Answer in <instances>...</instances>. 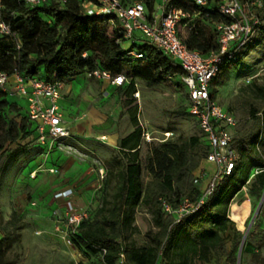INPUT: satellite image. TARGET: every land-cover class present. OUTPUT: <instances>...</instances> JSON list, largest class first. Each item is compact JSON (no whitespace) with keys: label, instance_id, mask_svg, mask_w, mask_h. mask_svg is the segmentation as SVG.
Returning <instances> with one entry per match:
<instances>
[{"label":"trees","instance_id":"16d2710c","mask_svg":"<svg viewBox=\"0 0 264 264\" xmlns=\"http://www.w3.org/2000/svg\"><path fill=\"white\" fill-rule=\"evenodd\" d=\"M120 1L125 4L133 0ZM139 1L149 14L153 11L156 0ZM262 1L261 26L257 31L264 33ZM2 4L4 20L16 32L20 48L16 50L11 38L0 37L1 71L62 85L78 76L87 77V73L94 70L112 75L123 73L127 82L115 89L126 88L127 96L135 92L134 80L156 85L174 79L187 97L178 80L182 74L179 65L139 38L132 41L130 48L143 51L144 60L126 59L121 45L116 43L121 38L118 29L108 22V17L86 15L82 0H67L64 4L50 0L33 8L20 0H2ZM169 6L193 10L181 0H169L164 4L165 8ZM219 18L217 14L210 15L211 21ZM192 25L187 36L182 38L187 48L203 55L217 51V32L200 18L194 19ZM240 58L239 51L231 61L239 62ZM258 105L264 107V84L255 86L245 101L250 125L246 133L232 143L239 159L231 174L223 178L196 213L177 224L163 211V205L176 209L184 200L195 202L200 197L201 184H194V173L206 160L208 145L201 135L162 142L151 150L145 165L149 180L143 182V168L138 157L141 130L132 112L130 119L134 129L119 141L117 155L104 166L99 207L71 235L70 240L79 253L99 256L104 264H116L121 254L125 264H194L195 261L205 264L220 257H224L225 264H236L240 242L227 249L224 234L233 222L228 210L232 199L248 183L251 169L264 168V159L256 149L260 133H264V111L260 112ZM21 142H34L39 146L26 105L0 94V155L7 147ZM251 177L250 194L259 197L264 190V172ZM138 208L146 210L152 223L144 246H137L130 240L138 232L133 225ZM20 229L21 217L15 211L0 223V264L16 262V259L9 260L6 253L18 240ZM251 262L264 264L259 252L251 254Z\"/></svg>","mask_w":264,"mask_h":264},{"label":"rangeland","instance_id":"374dc122","mask_svg":"<svg viewBox=\"0 0 264 264\" xmlns=\"http://www.w3.org/2000/svg\"><path fill=\"white\" fill-rule=\"evenodd\" d=\"M190 27L191 23L185 27L180 26L179 34L187 36ZM126 46L129 43L124 44ZM240 53V61L228 63L212 87L216 104L230 112L237 121L232 130L233 141L244 135L250 125V119L246 116L247 97L255 86L264 84V33L256 31ZM173 81L171 79L163 84L147 85L143 81L134 80L135 92L127 96L126 88L117 90L105 82L78 76L63 85L60 108H63L70 126L90 123L93 135L84 137H93L88 144L98 147H102L103 140L96 138L103 132L116 131L121 135L130 133L134 129L130 114L134 112L137 126L141 130L138 157L143 168L142 180L146 182L149 176L145 165L154 147L165 141H176L179 137L186 139L200 136L195 120L188 113L187 97ZM258 108L260 112L264 111L261 105ZM27 143L11 145L0 155V223L9 219L12 211L21 217L19 238L7 251L8 259H16L14 264H104L99 256L81 254L72 242L63 240L65 227L59 220L64 211L63 204L55 200L54 190L71 184L64 176L65 165L71 161L74 163L77 159L80 165L85 163L93 169L100 168L110 162L118 150L114 149L116 154L108 161L98 158L91 164L83 158L84 155L79 156V153L88 151L85 150L86 143L70 141L65 144L72 149L62 152L68 157L65 165L59 166L56 173L52 174V159L45 161L44 157L41 162V156L46 154L43 155L42 149L34 142ZM253 172L254 169H251L249 181L244 186L248 200L243 193H239L230 203L229 216L233 217L235 224L229 219L231 226L224 234L227 249H230L234 243L241 242L243 234L240 232L245 231L255 215L244 241L240 264H253L251 254L254 252H259L264 261V200L259 206L263 190L259 197L250 194ZM76 177L78 175L72 177V180ZM101 197L99 189L89 195V199L85 197V207L77 209L85 211L88 218L92 217L99 207ZM249 206L250 214L243 224ZM133 225L138 232L130 240H134L137 246L146 245V233L151 231L152 223L144 208L135 211ZM195 264L203 263L195 261ZM205 264H225V259L220 257Z\"/></svg>","mask_w":264,"mask_h":264},{"label":"built area","instance_id":"2783aa9c","mask_svg":"<svg viewBox=\"0 0 264 264\" xmlns=\"http://www.w3.org/2000/svg\"><path fill=\"white\" fill-rule=\"evenodd\" d=\"M29 7L39 6L50 0H20ZM61 4L67 0H55ZM169 0H156L153 11L149 14L144 4L139 0L122 3L120 0H82L83 12L88 16L108 17V22L118 29L121 45L126 59L144 60L143 51L130 48L134 39H141L151 47L180 66L182 74L179 83L187 94V110L197 123L203 140L209 151L206 161L215 166V171L204 177L195 176L194 184H201L200 197L195 202L184 200L176 209L163 205V211L171 215L174 223H179L184 217L196 213L205 203L207 197L214 191L223 178L229 176L234 169L239 156L232 147V130L237 124L235 117L222 109L215 102L212 87L224 67L230 63L236 53L249 43L257 29L261 26L259 10L262 0H181L193 10L164 4ZM4 6L0 0V37L11 38L15 48H20V41L3 17ZM217 14L220 18L211 21L210 15ZM200 18L210 28L217 32L218 50L203 55L196 50H190L184 44L178 29L187 26L194 19ZM223 19V20H222ZM129 46L124 47V44ZM90 79L107 81L111 86L121 87L127 82L122 74L112 75L102 70H94L86 75ZM62 84H52L37 78H22L18 73L8 74L0 70V94L23 101L27 116L33 123L36 140L44 147L45 154L52 150L64 151L72 148L65 144L71 133L67 127L59 106ZM263 144V145H262ZM257 151L264 159V133H260L256 144ZM54 172L53 169L50 171ZM264 172V168L254 170L253 174ZM97 188L100 189L105 177L103 167L97 169ZM58 193L55 198L62 196ZM66 197L71 191H65ZM64 224L63 240L71 242V235L77 232L79 225L88 218L85 211L77 209L74 203L68 201L59 217ZM1 238V234H0ZM116 264H125L121 254Z\"/></svg>","mask_w":264,"mask_h":264},{"label":"crops","instance_id":"0c3cea01","mask_svg":"<svg viewBox=\"0 0 264 264\" xmlns=\"http://www.w3.org/2000/svg\"><path fill=\"white\" fill-rule=\"evenodd\" d=\"M102 82H105L107 85L111 86L107 81H102ZM111 87L116 88L115 86H111ZM62 100H63V95L61 94V99L59 100V106H60V102ZM61 111H62L63 116H64L63 108L61 109ZM64 120H65L67 127L70 130V133H71L70 139L66 140L65 143H68L70 141L86 143V144H84V146L86 148L85 150H88V151L85 153H82V154L79 153V156L84 155L83 158H85L86 160H89V162H91V164H93L95 161H97L98 158H101L105 161H108L112 157V155L116 154V151L114 149H118L119 141L129 134L128 133V134L121 135L116 131L113 133L106 131V132H103L99 137L96 138V139L103 140L102 147L93 146L91 144H88L93 139V137H87V138L84 137V136H88V135H90V136L93 135V131H92V128L90 126V123L89 124L85 123L84 126L75 125L74 127H72V126H70V122L68 121V119L65 116H64ZM76 124H78V123H76ZM38 147L40 149H42V151L44 153L43 155H45L44 147H42V146H38ZM62 152H64V151L52 150L49 154H47L45 156H41V162H42L44 157L46 159L45 161H47V159H52L53 164H54V167L50 168V169L54 170V172H52V174L56 173L57 168L59 166H63V164L65 165V162L67 160L66 158H68V157L63 155ZM75 160L76 161L74 163L71 161L70 163L65 165V168H64V172H65L64 176L66 177V181H68V180L71 181V184L70 185H63L62 187H58L57 189L55 188V190H54L55 195L58 193L63 194L62 196L55 198L56 201L63 204V210L65 208V204L68 201L74 203L76 207H79V208H83V206L85 207V204L87 203V200H85V199L86 198L89 199V195H91L95 191L99 190L97 188V180H98L97 169L98 168L93 169L92 167H89L85 163L83 165H80L78 163L77 159H75ZM68 166H69V168H67ZM102 167L104 169V166H102ZM68 170H70V172H68ZM214 171H215V166L212 165L211 163L207 162L206 160H204L201 162L200 167L195 171L194 175L199 176L201 174L200 176L204 177L207 173H212ZM80 173H82V174H80ZM77 175H78V177H76L75 179L73 178L74 180H72V177H75ZM67 190L71 191V195L68 197H66L64 195L65 191H67ZM82 193L84 194V196L82 195ZM227 218H228V216H227ZM6 220H8V219H6ZM214 261H215V259L213 258L210 262H214Z\"/></svg>","mask_w":264,"mask_h":264},{"label":"water","instance_id":"95a60500","mask_svg":"<svg viewBox=\"0 0 264 264\" xmlns=\"http://www.w3.org/2000/svg\"><path fill=\"white\" fill-rule=\"evenodd\" d=\"M263 200H264V190H263V194H262V196H261V200H260V204H259V206H261ZM258 210H259V207H258L257 211H258ZM257 211H256V213H257ZM256 213H255V214H256ZM254 219H255V215L252 217V219H251V223L254 222ZM251 223H250V225H248V227L245 229V231H244V233H243V235H242V239H241V242H240V245H239V249H238V253H237L236 264H240L242 248H243V245H244V241H245V239H246V236H247V234H248V232H249V230H250Z\"/></svg>","mask_w":264,"mask_h":264},{"label":"bare ground","instance_id":"6f19581e","mask_svg":"<svg viewBox=\"0 0 264 264\" xmlns=\"http://www.w3.org/2000/svg\"><path fill=\"white\" fill-rule=\"evenodd\" d=\"M240 193H243V195L245 196V198L248 200V195H247L246 189L244 187L241 188ZM249 214H250V206H249V209H248L247 214L243 218V224L246 222L247 218L249 217ZM233 223H234V221H233Z\"/></svg>","mask_w":264,"mask_h":264}]
</instances>
